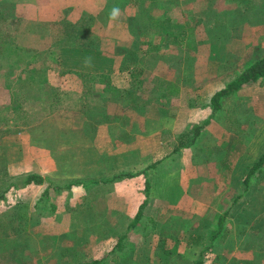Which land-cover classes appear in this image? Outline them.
<instances>
[{"label":"rangeland","instance_id":"374dc122","mask_svg":"<svg viewBox=\"0 0 264 264\" xmlns=\"http://www.w3.org/2000/svg\"><path fill=\"white\" fill-rule=\"evenodd\" d=\"M116 1L0 0V264H264V165L250 170L264 153L259 84L223 98L217 137L195 138L190 117L209 100L204 80L242 70L233 45L263 36L261 54L264 0H164L163 39L129 27L150 0ZM192 149L201 161L186 173ZM49 153L60 173L42 166ZM155 160L133 223L144 176L108 179ZM29 172L51 178L48 195V181L23 183Z\"/></svg>","mask_w":264,"mask_h":264},{"label":"trees","instance_id":"16d2710c","mask_svg":"<svg viewBox=\"0 0 264 264\" xmlns=\"http://www.w3.org/2000/svg\"><path fill=\"white\" fill-rule=\"evenodd\" d=\"M129 2V0H128ZM139 2V0H137ZM151 2V3H150ZM149 4L144 3L142 9L139 8L137 13L131 15L129 19V27L131 28L132 32H139L141 37L143 38L144 35H150V37H154V35L159 34L160 38L163 39L164 34L162 33L163 28L165 27V22L163 21H158V17L156 14L153 13V9L155 7L160 8L162 5V2L164 0H150ZM114 9L118 8L121 6L124 7L126 4V0H118L116 3H114ZM186 31H181L179 33L178 41L181 44H190L189 40L185 41ZM145 40V39H144ZM8 45V42L5 41L3 38L0 37V46H6ZM152 47H156L155 44L152 45ZM264 76V53L255 59L253 62H251L249 65H247L233 80H231L225 87L217 90L213 96H212V103L214 110L216 111L217 109L221 108L222 103H221V98L224 96H230L234 91L238 90L241 88L245 83L251 82V81H256L259 78ZM201 124L196 125V132L194 134V137L196 138L197 135L200 134L201 132ZM160 160H155L148 164L146 167H144L139 173H142L145 175V187L144 191L146 194L145 199L143 202L140 204L139 209L133 219V223L137 222L141 218L142 214V206L144 205L145 202H147L148 195L151 189V179H150V170H154L157 165L159 164ZM77 167H79L78 163H76ZM264 165V153L260 155L259 159L253 164L250 170H256L260 166ZM137 172H130V171H121L116 174H114L112 177H109L108 180H116V179H121L126 176H134L137 175ZM48 181V184L46 185L43 195H48L50 192V188L52 186V180L48 176H44L41 173L38 172H29L26 174L23 183L24 184H29V183H36V184H43L44 182ZM246 184L249 183V175H247L245 179ZM76 182H70L67 184L68 188H72ZM56 189H61L62 187L58 184H55L54 186ZM55 205L53 204V207ZM225 219V214H222L220 219H219V226L221 227L222 224L224 223ZM216 230L212 231V238H215L216 235ZM213 239L209 244L204 246L202 249V253L204 249L210 248L211 245L213 244ZM101 263V258H92L89 260H82L80 262L76 261H68L67 264H100ZM195 264H204V258L203 256H199Z\"/></svg>","mask_w":264,"mask_h":264},{"label":"crops","instance_id":"0c3cea01","mask_svg":"<svg viewBox=\"0 0 264 264\" xmlns=\"http://www.w3.org/2000/svg\"><path fill=\"white\" fill-rule=\"evenodd\" d=\"M232 2V1H231ZM205 33V32H204ZM203 33V34H204ZM244 35V37H250V38H254L255 36L254 35H252L249 31H246V32H244L243 33ZM242 36V37H243ZM262 37L263 36H257L256 37V43H258V44H255L256 46H258L259 45V43H261V40H262ZM233 38H235V39H239L237 36H235V37H233ZM261 39V40H260ZM254 42H251V43H247V45L245 44V46L244 47H241L240 45H237V47H235L234 45L232 46V48L229 50V53H235V54H240L241 56H242V58H243V60L241 61V63H242V65H241V67H242V70L247 66V65H249L251 62H253L255 59H257L258 57H260L263 53H264V46H263V49L261 50V54L260 55H257L256 57H254L253 58V56H252V54H254L256 51H255V49L253 48L255 45L253 44ZM222 43H219V45H217V47H218V52L216 51L215 53H217V55H220V57L219 58H223L222 57V54H226L225 52H224V49L222 50L220 47L222 46L221 45ZM238 48H241V49H238ZM261 48H262V46H261ZM218 60H220V59H218ZM214 64V63H213ZM218 64V63H217ZM241 70V71H242ZM240 71V72H241ZM239 72V73H240ZM238 73V74H239ZM237 74V75H238ZM236 75V76H237ZM235 76V77H236ZM220 77V76H219ZM234 77V78H235ZM234 78H229L228 80H224V81H220L218 78H209V79H207V80H204L203 81V88L204 89H207L206 91L207 92H209V94H210V97H209V100H207V103H205V105H203L204 107V109H202V111L201 110H198L199 109V107H196V106H193V109H194V111H193V113H192V115L190 116V117H192L193 116V120L194 121H197V122H200L199 124H201L202 123V127H201V132H200V134H204V133H206V130H208L207 132L209 133V134H213L215 137H217L218 136V133H219V131H220V128H222V127H220V125L222 126V124H221V121L218 119V116L223 112L222 111V106H221V108H219V109H217L216 111H214V107H213V103H212V96H213V94L217 91V90H219V89H221V88H223V87H225L231 80H233ZM251 83H253V84H259V87L261 88L260 89V92H261V94H264V86H261V84H264V76H262L261 78H259L258 80H256V81H251V82H247V83H245L241 88H239L238 90H241L242 88H245V86H247V85H249V84H251ZM261 90H263V91H261ZM237 91V90H236ZM236 91H234V92H236ZM233 92V93H234ZM232 93V94H233ZM200 94V93H199ZM195 95V97L196 98H200V95ZM231 94V95H232ZM230 95V96H231ZM229 96V97H230ZM194 97V98H195ZM224 97H227V96H224ZM223 97V98H224ZM193 98V99H194ZM223 98H221V103H222V100H223ZM163 107V106H162ZM195 110H198V111H195ZM162 111V109H160V112ZM172 112V111H171ZM215 112V113H214ZM261 112L262 113H260V111L259 112H256L257 113V116L259 117H264V110L262 111L261 110ZM218 115V116H217ZM256 116V115H255ZM256 116V117H257ZM194 117L196 118V119H194ZM199 117V118H198ZM169 118H170V120H169V124H171L170 125V128H173V130H175V132L177 131L175 128L177 127V125H178V119L179 118H185V117H183V115H182V112H181V109H179V111L178 112H172V113H170V116H169ZM259 122V121H258ZM257 122V123H258ZM176 123V124H175ZM196 125L198 124V123H195ZM172 125H175V126H173L172 127ZM196 125H195V127H196ZM260 125V126H259ZM258 127V128H257ZM257 127H255V135H256V137H254L253 139H254V142H256V140H257V138H260L259 136H260V134H262L263 135V137H262V139H264V121L263 122H260V124H258L257 125ZM257 128V129H256ZM187 130H189V129H187ZM140 141V140H139ZM191 145H193V144H191ZM190 145V146H191ZM189 146V147H190ZM204 146L205 145H203L202 144V151H204ZM207 147L208 148H211V146L210 145H207ZM206 146H205V148H207ZM191 148H192V146H191ZM264 148H260L259 146H256L255 147V149H254V151L255 152H258V150H263ZM200 150V149H199ZM197 151L198 153L200 152H202L201 150L200 151ZM193 153H195V152H193V149H192V151H191V155H190V158L189 159H187L188 161H184V164H185V170H186V173H189V170H191V166L193 167L194 165H196L197 164V162L195 161L198 157L195 155H193ZM45 156H47V159H45L44 161H43V165L42 166H45V167H47V170H48V172L50 173V174H53V173H60L59 172V169L61 168L60 166L61 165H58V164H56L55 163V161L51 158V156H50V153L49 154H45ZM184 160V159H183ZM198 161H201V160H199V159H197ZM160 163V162H159ZM150 164V163H149ZM148 165V164H147ZM147 165H145V167L147 166ZM144 168V165L142 166V167H139V169L140 170H138V171H136L138 174L137 175H134V176H126L127 178H126V180H137V178H140V176H144V187H145V175L144 174H142V173H139L142 169ZM158 169V165H157V167L154 169V170H157ZM154 170H150V175H151V173L154 171ZM196 170V169H195ZM135 172V171H134ZM155 172V171H154ZM193 172V171H192ZM201 171L199 170V171H197V173H200ZM45 176V175H44ZM51 176V175H50ZM118 182V181H117ZM132 182H136V181H132ZM80 185V184H79ZM143 187V186H142ZM74 188V187H73ZM72 188V189H73ZM213 243H215V242H213ZM250 258H253V257H250ZM244 260H246V259H244ZM244 260H242V261H244ZM263 262H264V260H262ZM261 261V262H262ZM250 262H252V261H250ZM204 263H205V260H204Z\"/></svg>","mask_w":264,"mask_h":264}]
</instances>
